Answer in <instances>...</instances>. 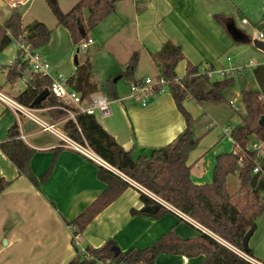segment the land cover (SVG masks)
<instances>
[{
    "label": "crops",
    "instance_id": "1",
    "mask_svg": "<svg viewBox=\"0 0 264 264\" xmlns=\"http://www.w3.org/2000/svg\"><path fill=\"white\" fill-rule=\"evenodd\" d=\"M3 1L8 9L20 7L23 27L40 21L52 30L49 43L36 52L50 61L55 66L54 70L59 68L74 45L70 32L59 25L55 15L50 14L47 2ZM61 9L70 11L63 7ZM87 11L85 8L83 13L87 14ZM215 14L219 12L214 11L208 0H119L112 16L109 15L95 28L98 37L102 32L105 37L102 45L91 48L87 57L93 66L94 84L100 86L106 81H98L96 77L98 67L95 62L102 56L109 65L106 73L117 76L114 82L117 97L110 100V114L97 119L126 151L133 150L135 156L149 155L153 150L174 142L185 129L186 122L168 89L143 105L141 100L130 94V80L120 83L119 80L124 77L123 68L134 52L139 54L134 80L157 78L159 66L153 54L167 40L181 45L185 55L175 69L177 78L182 79L186 75L189 62L201 70H218L211 76L212 80L234 78L233 84L225 91V101L199 103L189 96L183 102L194 119V136L199 139L187 157L191 178L196 184L211 183L217 156L236 149L230 131L242 123L246 115V110L241 111L237 101L240 100L243 105L242 90H256L259 86L243 88L239 93L237 86L257 83L254 72L250 75L246 71L249 67L244 70L239 68L250 62L254 54L258 62H264V52L257 48L255 52L252 49L253 41L248 44L231 36L226 21H220ZM115 17L116 23L110 24ZM2 20L0 16V22ZM89 35L93 39L90 47L96 44V37L91 33ZM10 45L14 53L9 48L0 51V70L6 73L5 81L0 84V92L19 101L18 96L27 88L28 79L19 74L11 81L7 80L18 57L16 44ZM144 61L148 66L145 71L141 68ZM256 67L253 66V71ZM228 69L231 71L227 72ZM220 70L226 71L220 73ZM20 77L25 81V88L9 89L17 86ZM99 93L102 92L93 94ZM35 109L47 117L43 118L47 122L61 121L51 120L47 109ZM15 123L19 127L18 137L24 135L23 141L35 150L30 162L35 176L40 178L50 168L54 155L56 163L48 180L36 188L19 174L17 167L0 148V178L11 181L0 193V264H68L77 255V249H85L88 245L100 247L111 239L121 251L127 252L151 245L169 230H174L183 238L206 233L168 208L160 218L147 212L133 213V210H142L145 204L141 200L143 193L129 183V187L101 211L83 232L75 235L73 227L66 221L79 216L107 187L98 178L101 166L65 147L63 140L55 134L43 130L37 122L21 113H15L0 99V144L8 140V130ZM65 123L59 122L64 132ZM79 131L83 135L82 130ZM254 139L257 138L253 137V144L249 146L251 149L256 146ZM258 142L261 149L264 141ZM227 186L230 194L238 193L240 181L236 174L228 176ZM203 259V255L189 258L162 254L155 264H201ZM96 264L110 263L98 261Z\"/></svg>",
    "mask_w": 264,
    "mask_h": 264
},
{
    "label": "trees",
    "instance_id": "2",
    "mask_svg": "<svg viewBox=\"0 0 264 264\" xmlns=\"http://www.w3.org/2000/svg\"><path fill=\"white\" fill-rule=\"evenodd\" d=\"M45 1L56 16L59 25L70 32L73 44L77 45L88 38L92 30L115 12L116 3L119 0H80L68 12L61 9L58 0ZM85 8L88 9L87 19L83 13ZM9 10V14L0 11V16L3 17L0 22V51L16 39H22L30 44L35 52L49 43L52 31L45 23L35 21L23 27L20 7H10ZM215 17L222 21L220 14H215ZM260 24L264 28V23L260 22ZM19 53L18 51L14 66L7 75L8 81L13 80L29 67ZM184 58L181 45L172 40H167L160 50L153 54V59L159 66L157 77L166 79V87L186 122L185 129L174 142L153 150L149 155L135 156L133 150L126 151L117 142L96 116L86 113L79 114L76 122L67 121L64 124V130L79 141H83L84 135L86 141L109 163L219 237L243 249L245 235L249 230H256V221L264 212V174L253 172L259 157L257 150L249 148L253 137L264 141V93H262L264 64H259L254 69V75L262 90L246 89L241 92L246 115L243 122L235 125L230 131L237 152L234 150L217 156L213 181L207 184H196L192 181L187 157L196 147L199 139L194 136V119L183 102L189 96L199 103L225 101V91L233 84L234 78L212 80L199 66L189 62L186 75L179 79L175 69ZM138 60L139 54L134 52L124 66L123 73L127 80L139 81L134 80ZM68 78L70 85L84 97H89L98 91L104 93L110 100L117 97L113 79L106 80L100 86L92 82L93 66L89 58L79 61L74 74ZM50 84V77L33 71V75L28 79L27 88L20 93L18 100L31 106L36 97L49 88ZM70 107L67 103L49 95L34 108L47 109L49 118L57 121L67 116L65 108ZM79 130H82L83 135ZM18 135L19 127L15 123L8 130V140L2 142L0 148L17 167L19 174L25 176L36 188H40L53 172L56 155L50 168L38 178L32 172L30 165L35 150L18 138ZM231 174H236L240 181L239 191L233 195L230 194L227 186V178ZM98 178L107 184L105 190L79 216L66 221L73 227L75 235L83 232L101 211L129 187L128 182L102 167L98 170ZM10 184L11 181L0 178V193ZM141 200L145 206L154 204V201L145 194H141ZM166 212L167 209L161 206L159 211L150 215L160 218ZM133 213L145 212L142 209L133 210ZM116 247L118 248V245L112 239L100 247L88 245L85 252L77 249V255L68 264H96L98 261L110 264H155L162 254L183 255L189 258L203 255L201 264H252L206 233L183 238L174 230H169L144 248L131 249L127 252L120 250L116 253ZM247 253L253 256L251 248Z\"/></svg>",
    "mask_w": 264,
    "mask_h": 264
},
{
    "label": "built area",
    "instance_id": "3",
    "mask_svg": "<svg viewBox=\"0 0 264 264\" xmlns=\"http://www.w3.org/2000/svg\"><path fill=\"white\" fill-rule=\"evenodd\" d=\"M243 23H247L246 19H243ZM258 39L264 40V32L259 30ZM93 42L91 37L83 39L79 44H77V51L85 50L89 47V45ZM13 43L16 44L18 51L20 52V56L22 60L26 61L28 65L34 72H37L41 75H45L51 78V84L49 89L50 95L58 98L59 100L67 103L70 105V108H65L67 111V116L59 122H67L69 120L75 121L77 116L81 113H86L90 115H94L96 117L107 116L110 114L111 107H110V99L102 94H93L89 97L82 96L78 91H76L69 83V78L58 73L55 76L52 75L53 66L52 64L42 57L41 54L32 50L30 44L26 43L22 39H16ZM264 64V62H258L252 59L249 65L245 64L239 69L244 70L248 67H253L255 65ZM206 72L210 77L214 75L217 71L215 69H205L202 70ZM226 70H220V73H224ZM231 69H228L227 72H230ZM166 79L163 77L152 79V78H145L139 81H130V94L139 100L142 101L143 105H146L147 102L155 97L158 94H161L166 91ZM0 99L6 102L10 108L15 113H21L22 115L32 119L33 121L37 122L43 130L49 131L63 140L64 146L71 148L86 158L96 162L101 167L106 168L112 171L114 174L125 180L126 182L134 185L140 192L150 197L154 203L160 204L164 208H168L170 210L175 211L186 220L195 223L197 226L201 227L204 232L211 235L214 239L228 247L230 250L244 258L245 260L249 261L252 264H264V262L255 259L253 256L249 255L246 251L242 248H239L230 242L224 240L223 238L219 237L211 230L204 227L202 224L197 222L195 219L157 195L156 193L152 192L142 184L138 183L136 180L128 176L123 171L119 170V168L111 165L105 158H103L83 137V141H79L66 132L60 130L58 127L59 122H47L43 118L39 117L36 114V109L32 108L31 106L25 105L20 101L15 99H11L2 92H0ZM18 138L25 139L24 135H20ZM251 149V148H250ZM253 150H257L259 161H257L256 166L254 168V173L262 172L264 174L263 164H264V153L259 152L260 146L256 148L254 145ZM236 151V150H235ZM237 152V151H236ZM242 160V159H241ZM85 252V249H82Z\"/></svg>",
    "mask_w": 264,
    "mask_h": 264
},
{
    "label": "rangeland",
    "instance_id": "4",
    "mask_svg": "<svg viewBox=\"0 0 264 264\" xmlns=\"http://www.w3.org/2000/svg\"><path fill=\"white\" fill-rule=\"evenodd\" d=\"M58 1H59V4L61 3L60 7L62 5L63 9H67V11H68V10H71L72 7H74L75 4L79 0L78 1L77 0H58ZM75 1H77V2L75 3ZM208 3H210V5L214 9V11L219 12V14L221 15V18L224 21H226L225 25H226L227 30L231 34V36H233L235 38L236 37L235 33L238 32L241 34V36L238 38L240 40V42H247L249 44V42H252L254 39L258 38L260 29L264 30V28H262L261 24H260V22L264 23V19H263L264 0H208ZM49 12L53 17H55L53 12L50 9H49ZM84 15L86 17L88 15V11H87V14L85 12ZM111 16H112V14H111ZM243 19H246L247 23H243ZM112 20L113 21H110V24H113L114 22L116 23L117 17L113 18ZM94 30H92L90 33L92 34L93 37H96V44L95 45H91L89 48H87L85 50L77 51V45L73 44L74 47L70 48V52L67 54L65 61L62 62L60 67L56 68L55 70H54L55 66L49 61L53 66V70H52L53 76H55L58 73L66 76V77L70 76L75 71V68H76L75 59H74L75 55H77V57L79 58V61L82 62V60H84L88 57L91 48L96 49L97 46L99 47L102 45L101 41L103 40V37H105L104 36L105 34H103V32H102L101 36L98 37L97 33H96L97 31H94ZM51 34H52V32H51ZM7 48H9V50L14 53L11 45L7 46L4 49H7ZM252 49L255 52L258 51L255 46H253ZM101 52H103V50H101ZM253 57H254L253 58L254 60L258 61L256 54H254ZM97 59L98 60H97V62H95V64H96V67H98V70L96 72V77H98L97 78L98 81H104V80H108V79L114 80L117 76H112L113 74H107L106 73V71L109 68V65H108V62L104 61V56H102L101 59H99V58H97ZM246 59H248V58H246ZM249 63L250 62H248L247 65H249ZM141 68L143 71H145V69H148L147 63L145 61L142 64ZM27 69H31V67L29 66ZM119 69L120 68H118V70ZM246 71H248L250 75L252 74V72H254L253 67H249L248 69H246ZM5 75H6V73L1 72V70H0V84L5 81ZM119 81H120V83H124L125 81H127V79L124 76ZM256 81L258 84L257 83L256 84L250 83V84L237 86L238 92L240 93L241 89H243V88H253V87L257 88L258 85H259L258 89L262 90V87H261L257 77H256ZM25 85L26 84H25L24 79L22 77H20L17 86L15 85L9 89H14V87L16 88V90L17 89H24ZM262 93H264V88L262 90ZM237 103L240 106L239 109L241 111H244L245 110L244 106L242 105L240 100L237 101ZM32 108H34V107H32ZM36 114L39 115L40 117L44 118V119H47V117L45 115H43V113H41L38 110L36 111ZM98 118H102V117L98 116ZM58 127L60 128V130L63 131V128L60 124H58ZM254 141L256 144V148L259 147L260 143L258 142V139H254ZM260 152L264 153V145L260 149ZM256 223H257V228L254 231V233H253V235L249 241V246L251 249H253V253H252L253 257L259 261L264 262V212L257 219Z\"/></svg>",
    "mask_w": 264,
    "mask_h": 264
},
{
    "label": "water",
    "instance_id": "5",
    "mask_svg": "<svg viewBox=\"0 0 264 264\" xmlns=\"http://www.w3.org/2000/svg\"><path fill=\"white\" fill-rule=\"evenodd\" d=\"M0 6L3 7V12L5 14H9L10 10L4 6V1L3 0H0ZM235 36H236V38H239L241 36V34L237 32V33H235ZM253 44H254V46L257 49H259L260 51L264 52V40H261V39L256 38V39L253 40ZM74 59H75V64L77 65L79 63L77 55H75ZM18 68L20 69L21 66L19 65ZM21 74L23 76H25L27 79H29L33 75V70L32 69H29L27 71H22ZM115 81H117L116 78L114 79V82ZM49 95H50V92H49V89L48 88L45 89V90H43L36 97V99L33 101V103H32L31 106L32 107L38 106L43 100L47 99L49 97ZM259 188H260V186H259ZM160 208H161V205L160 204L154 203L152 205L145 206L143 208V210H144V212L151 213V214H155L157 211L160 210ZM253 233H254L253 230H249L247 232V234L245 235L244 239H243V250L246 251V252L249 249V241H250ZM115 251H116V253H119L120 248L119 247L118 248L116 247L115 248Z\"/></svg>",
    "mask_w": 264,
    "mask_h": 264
}]
</instances>
